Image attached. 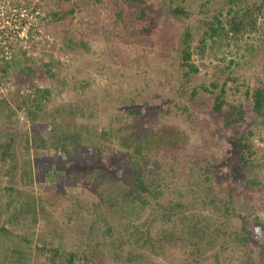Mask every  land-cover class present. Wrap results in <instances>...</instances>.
<instances>
[{
	"label": "rangeland",
	"instance_id": "374dc122",
	"mask_svg": "<svg viewBox=\"0 0 264 264\" xmlns=\"http://www.w3.org/2000/svg\"><path fill=\"white\" fill-rule=\"evenodd\" d=\"M45 3L43 27L48 38L41 51L52 64L41 66L39 55L32 56L39 66L30 74L12 79L16 88L47 87L49 97H39L35 104L28 105L34 116L21 125L16 123L14 114L7 115L9 110L5 105L0 106V135L10 128L14 139L11 165L7 174L0 176V212H3V226L8 230L0 229V264H40V250L35 246L39 242L65 241L66 248L75 246L82 251L85 245L78 238L85 234L81 229L86 232L99 211L105 212L114 228L112 236L124 237L120 252L144 250L141 264H184L178 248L145 249L135 239L137 234L126 233L125 226H140L149 208L144 211L140 208L127 218L119 219L118 215L107 213L105 198L97 194L103 185L94 177L92 182L64 185L58 177L50 181L43 171L48 168L51 172L57 165L62 169L69 168L71 158L53 155L50 148L49 152L35 146L25 149V137L34 134L49 139L53 131L55 134L77 132V144H71L70 148L72 157L81 160L80 168L87 173L92 166L103 169L105 165L111 172L120 174L121 170L130 167L129 164L127 168L122 166L130 150L124 145L125 140L138 142L151 129L173 125L184 131V144L177 148H161L153 158L140 162L145 167H170L182 176L184 184H177L176 188L177 185L172 183L167 191L172 193L165 195V202L175 198L173 192H189L185 187L189 182H196L194 186H198L204 176V161L210 159L208 163L216 176L215 169L222 177L238 174L243 182L250 181L243 188L241 205L233 204L250 223L254 216L264 221V118L255 113L253 101L244 94L247 86L264 85L262 26L244 32L237 39H215L213 43L214 39L207 38L205 43L200 42L206 20L219 14L226 26L229 10L243 8L247 5L245 0L233 4L230 0H45ZM176 7L185 13L176 14L173 11ZM54 12L59 17L54 18ZM257 19L263 24L264 14L258 13ZM185 29L190 34L189 61L195 64L196 71L181 64L180 48L185 47L182 43ZM224 65L228 69L220 72ZM218 76H221L219 81L229 76L222 96V112L213 109V94L201 89L202 85L212 89L211 82ZM192 88L198 90L194 96H191ZM11 104L14 109V101ZM238 104L243 107V120L233 126L224 124L223 114ZM188 113L189 117L186 116ZM233 128L237 129L236 133L248 135L253 160L251 170L243 168L238 161L244 149L237 143ZM249 130L251 134H248ZM96 147H99L98 151ZM27 168L31 169V181L23 174ZM6 183L21 192L13 193L18 199L34 200L35 223L30 216L18 217V225L9 221L11 209L4 207ZM59 186L63 191L57 188ZM49 200L52 203L49 204ZM41 201L44 213L40 212ZM97 201L101 204L94 208ZM71 205H76V214L74 220L68 221ZM125 208H129L128 204ZM15 215L17 217L18 213ZM1 223L0 218V226ZM234 223L239 227V221ZM162 225L160 221L152 223V237ZM26 234L31 239L29 243L23 237L17 240L19 235ZM259 236L264 237L260 233ZM83 239H91L92 245L99 240L91 250L96 255L94 260H100L99 264H139L115 259L108 236L96 238L92 235ZM12 258L17 259L13 261ZM81 262L91 264L85 259Z\"/></svg>",
	"mask_w": 264,
	"mask_h": 264
},
{
	"label": "trees",
	"instance_id": "16d2710c",
	"mask_svg": "<svg viewBox=\"0 0 264 264\" xmlns=\"http://www.w3.org/2000/svg\"><path fill=\"white\" fill-rule=\"evenodd\" d=\"M131 2H140L142 0H128ZM237 0H230L233 4ZM246 6L243 8H234L229 10V16L226 19V26L215 14L205 21L206 29L203 31V37L200 42H206L207 38L220 39L228 41L230 38L237 39L238 36H242L244 32L258 30L260 25L262 26L260 37V43L264 44V22L260 24L258 22V13H263L264 0H256L250 2L245 0ZM173 11L175 13H185L180 7H176ZM141 14L144 13L143 9H140ZM55 13V14H54ZM52 16L54 18L59 17L57 12H54ZM140 16V15H139ZM190 34L188 29H185L182 34V43L185 47H181V64H185L189 67L190 71H196L197 67L193 62L189 61L191 51L188 49V40ZM220 42H218L219 44ZM253 50V49H252ZM40 57V65L48 67L52 64L49 60H46L45 54L42 52ZM232 62V60L230 61ZM39 66L32 56L27 55L20 47L15 48L12 52L9 60L4 61L0 66V79L5 81H13V76H20L22 74H30L33 69ZM17 69V70H16ZM228 69L227 65L220 67V72ZM51 72V69L47 68ZM15 71V72H14ZM189 72V71H188ZM15 73V74H14ZM187 75V72L183 73ZM176 76H178L176 74ZM218 79L211 82V86L208 88L206 85H202L201 89L210 91L214 96L213 109L217 112H222V106L224 101L222 96L225 92L226 80L229 76L224 77L222 81ZM31 92L19 93L18 88L9 97L0 96V106L5 105L9 110L10 115L16 116V123L21 125L23 121L27 122L28 117L34 116L32 110L28 108V105L35 104L39 97L46 99L49 97L50 90L47 87L31 86ZM216 89L218 91L216 92ZM196 88L191 89V96L197 93ZM244 94L253 101V110L256 114L261 115L264 118V85H256L245 89ZM14 101V109L11 108ZM22 110L26 120H20L18 116V110ZM185 110V106L181 108ZM230 110L223 114V121L226 125H232L243 120V107L242 104L232 105ZM190 116V113L186 115ZM8 117V118H9ZM25 122V123H26ZM21 123V124H20ZM54 130V129H53ZM52 132V129H51ZM56 131L48 137L43 135H36L32 137H25V149H29L31 146L40 149H45L49 152V148L53 151V155H61L66 159H70L69 168L62 169L56 166L51 172L47 168L46 173L48 179L53 181L58 177V181L61 180L62 184H74L79 182H92L93 177L99 181L103 187L97 191L98 196L103 195L105 198V207L109 209L107 212L111 215H118L119 219L127 218L128 215L134 214L141 208L143 211L149 208L147 216L143 219L140 226L137 224H131L125 226L126 233L137 234L135 238L140 247L145 249H158L163 250L165 248H178L182 253V262L184 264H264V237H260L259 233L264 236V221L258 216H254L253 222L250 223L245 219L246 215L236 209L233 203L241 205L242 196L244 195L243 188L247 187L249 180L243 182L238 174H232L230 177L220 176V174L214 170L217 176L213 173L211 166L208 162L210 159H206L203 168V179L198 184L196 182H189L185 184L189 192H173L175 198L169 199L165 202V195L171 194L167 192L171 189V185L184 184L181 180L182 176H178L174 169L166 167L142 166L140 163L142 160L153 158L161 148H177L184 144L186 138L183 130L173 125H162L154 129H151L146 135H142L138 142L133 143L125 140L124 145L130 147L128 150V156L122 166L129 164L125 171L121 170L111 172L109 166L104 165L103 169L100 167L92 166L88 168V172L84 171V168H80L79 164L81 160L79 158L72 157V148L70 145H76L79 134L76 132L67 134L65 132ZM106 131H102L105 133ZM233 132L236 133L237 129L233 128ZM252 131L249 130L248 134ZM237 134V143L244 149L238 161L245 169L251 170L253 160L251 159V144L246 134ZM2 135V136H1ZM0 135V176H5L8 171V166L12 162V145L14 142L13 134L10 128ZM127 139V138H126ZM152 145H149V144ZM153 149H152V147ZM97 151L99 147H96ZM171 169V170H170ZM175 173V174H173ZM23 174L26 180H32L31 169L27 168L23 170ZM115 174V176H114ZM215 181V182H213ZM217 184V189L215 188ZM179 185L176 186V188ZM63 191L62 186L57 187ZM6 193V203L4 207L11 209L9 214V221L13 224H17L16 219L18 217L27 218L31 217L33 222H36V212L34 210V200L18 199L17 195L13 193H21L10 185L5 184L4 187ZM242 191V192H241ZM56 192V191H55ZM240 195V196H239ZM100 199V198H99ZM98 199V201H100ZM98 201L94 204L96 208L101 203ZM103 202V201H101ZM49 204L52 201L49 200ZM128 204V209L125 205ZM76 205H71L67 220H74ZM40 212L44 213V203H40ZM13 210V211H12ZM15 212L18 213L16 217ZM3 212H0L2 231H8L3 226ZM44 218V217H43ZM154 221L163 222V225L157 229L152 237L151 225ZM236 221H239V227L235 226ZM95 223V226H94ZM100 223V225H99ZM96 224L98 226L96 227ZM18 225V224H17ZM100 226V227H99ZM90 227V228H89ZM88 230L84 232L85 235H80L82 243L85 245L82 251L78 247L66 248L65 241L55 242L50 241L35 243L38 251L36 256L41 257L38 261L40 264H84L82 259L89 260L91 264H99V259H96V255L91 250L95 244H98L99 240H96L92 245V240L85 241L83 237L91 238L95 236L100 238L101 236H108L110 239L109 245L112 249L114 258H120L125 262H134L141 264L144 258V250L139 252L134 250H127L120 252V246L124 243V237L112 236L114 228L107 220V215L104 211L96 212L95 218L90 222ZM19 229V228H18ZM54 230V229H53ZM57 235V234H56ZM76 235V234H75ZM21 240L23 237L27 243L31 241L29 234L25 236L19 235ZM3 239V238H1ZM135 240V241H136ZM48 243V244H47ZM175 248V249H174ZM157 251V250H156ZM17 252V251H16ZM19 253V252H18ZM126 254V255H125ZM19 258V257H17ZM17 258H12L15 261ZM38 258V257H37ZM36 258V260H37ZM206 261H209L206 263ZM34 264H37L34 262Z\"/></svg>",
	"mask_w": 264,
	"mask_h": 264
},
{
	"label": "built area",
	"instance_id": "2783aa9c",
	"mask_svg": "<svg viewBox=\"0 0 264 264\" xmlns=\"http://www.w3.org/2000/svg\"><path fill=\"white\" fill-rule=\"evenodd\" d=\"M46 19L45 0H0V66L9 60L15 48L27 55H40L47 45L44 31ZM17 85L0 79V96L9 97ZM30 87L18 88L19 93L31 92ZM24 120L22 111L18 113Z\"/></svg>",
	"mask_w": 264,
	"mask_h": 264
}]
</instances>
